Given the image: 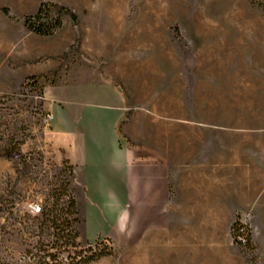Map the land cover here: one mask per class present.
<instances>
[{"label": "rangeland", "instance_id": "374dc122", "mask_svg": "<svg viewBox=\"0 0 264 264\" xmlns=\"http://www.w3.org/2000/svg\"><path fill=\"white\" fill-rule=\"evenodd\" d=\"M48 1L79 22L29 30ZM104 81L124 95L123 144L166 168L176 218L103 242L114 254L89 264H264V217L246 207L264 197V0H0L1 261L89 255L68 196L81 179L53 144L45 91L61 86L52 96L75 113Z\"/></svg>", "mask_w": 264, "mask_h": 264}, {"label": "crops", "instance_id": "0c3cea01", "mask_svg": "<svg viewBox=\"0 0 264 264\" xmlns=\"http://www.w3.org/2000/svg\"><path fill=\"white\" fill-rule=\"evenodd\" d=\"M99 83L110 91L81 104L75 113L52 96L61 86L46 89V108L53 114V144L81 179L75 198L83 211L84 237L125 245L145 230L172 229L176 216L166 168L135 158L119 136L126 110L123 93L113 83ZM246 207L264 217V197L259 205Z\"/></svg>", "mask_w": 264, "mask_h": 264}, {"label": "trees", "instance_id": "16d2710c", "mask_svg": "<svg viewBox=\"0 0 264 264\" xmlns=\"http://www.w3.org/2000/svg\"><path fill=\"white\" fill-rule=\"evenodd\" d=\"M4 12L6 14L11 13L9 8H4ZM65 16H69L75 23L79 22L78 15L71 8L61 3L48 1L41 3L34 13L26 15L24 17V24L29 30L38 35H52L56 30L60 29L63 26ZM68 196L70 199L71 207L76 208L77 201L75 196ZM238 230V232H240L241 229ZM58 234L59 237H61L60 232ZM79 236L80 233L78 232H75L74 235H70L69 238L73 240L70 244L75 246V240ZM105 241L109 242L111 245L112 241L110 238L101 239V241L97 240L95 242H90L89 240H86L87 247L85 251L89 252V255L81 257L73 264H89L102 258L103 256L114 254V249L112 246H110L109 248L106 247V249L104 247H101L103 242ZM0 264L6 263H3L0 258Z\"/></svg>", "mask_w": 264, "mask_h": 264}, {"label": "built area", "instance_id": "2783aa9c", "mask_svg": "<svg viewBox=\"0 0 264 264\" xmlns=\"http://www.w3.org/2000/svg\"><path fill=\"white\" fill-rule=\"evenodd\" d=\"M52 119H53V114L50 113V114H49V120L51 121Z\"/></svg>", "mask_w": 264, "mask_h": 264}]
</instances>
